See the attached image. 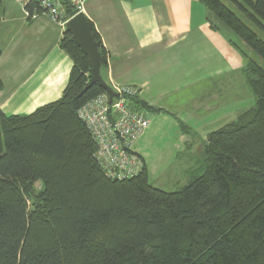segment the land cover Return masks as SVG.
I'll return each instance as SVG.
<instances>
[{"label": "trees", "instance_id": "trees-1", "mask_svg": "<svg viewBox=\"0 0 264 264\" xmlns=\"http://www.w3.org/2000/svg\"><path fill=\"white\" fill-rule=\"evenodd\" d=\"M201 2L214 32L224 29L260 60L233 42L255 106L207 135L200 166L180 190L151 186L146 166L110 179L77 115L105 92L84 91L91 64L65 30L60 49L72 68L61 97L27 115L0 110V264H264V0ZM92 35L103 78L108 57L93 26Z\"/></svg>", "mask_w": 264, "mask_h": 264}, {"label": "crops", "instance_id": "crops-1", "mask_svg": "<svg viewBox=\"0 0 264 264\" xmlns=\"http://www.w3.org/2000/svg\"><path fill=\"white\" fill-rule=\"evenodd\" d=\"M81 13L109 57L107 77L138 88V100L160 110L154 114L162 123L187 122L183 112L209 121L208 113L226 112L228 79L239 75L241 84L242 63L227 44L229 33L212 30L201 0H86ZM0 31L7 39L0 55L1 112L27 115L58 100L72 68L60 49L65 30L44 18L28 22L4 0Z\"/></svg>", "mask_w": 264, "mask_h": 264}, {"label": "rangeland", "instance_id": "rangeland-1", "mask_svg": "<svg viewBox=\"0 0 264 264\" xmlns=\"http://www.w3.org/2000/svg\"><path fill=\"white\" fill-rule=\"evenodd\" d=\"M228 35L227 44L231 48L237 43L238 48L241 49V53L246 59L258 62L261 65L260 60L253 55L251 50L246 48L234 36ZM6 40L0 37V50L3 48L2 42ZM233 50L241 59L242 74L241 84L238 81L240 78L239 75H236V81L232 78L228 79L232 83L231 91L229 90L230 92L223 98L228 103L227 109L230 110L226 109V112L220 113H208L212 117L210 121L209 119L203 120L202 117L199 118L194 113L183 112L181 115L189 121H182V124L184 123V129L180 127V121H177V123L172 121L165 124L162 123L161 116L156 117L154 113H150L152 118L155 119V122L152 126L150 125L149 129L139 139L135 146V151L141 158H144V166H146L148 172L149 183L154 188L170 193L176 192L186 186L189 183L191 172L196 171L200 166L201 153L207 135L227 124L235 122L238 117L255 106V97L248 88L242 72L245 63L244 56L238 50L234 48ZM107 66L109 67V57L107 58L106 67L103 68L102 74L107 85L117 88L129 86L113 81L110 77H107ZM135 89L137 90L136 96H138L139 89Z\"/></svg>", "mask_w": 264, "mask_h": 264}, {"label": "built area", "instance_id": "built-area-1", "mask_svg": "<svg viewBox=\"0 0 264 264\" xmlns=\"http://www.w3.org/2000/svg\"><path fill=\"white\" fill-rule=\"evenodd\" d=\"M6 1L18 6L26 21L44 18L65 29L70 19L65 15L67 8L81 13L86 0ZM109 87L116 94L111 102L103 93L81 107L77 115L95 144L93 158L97 165L108 178L126 180L137 176L144 167L135 146L149 129L152 115L132 106L130 100L137 94L134 87Z\"/></svg>", "mask_w": 264, "mask_h": 264}, {"label": "water", "instance_id": "water-1", "mask_svg": "<svg viewBox=\"0 0 264 264\" xmlns=\"http://www.w3.org/2000/svg\"><path fill=\"white\" fill-rule=\"evenodd\" d=\"M64 30L70 33L75 45L81 50L83 55L88 57L91 64V77L84 91L93 85H97L108 95L111 102L116 97V94L101 76L102 58L99 52V45L92 35V24L82 13H77L67 21Z\"/></svg>", "mask_w": 264, "mask_h": 264}]
</instances>
